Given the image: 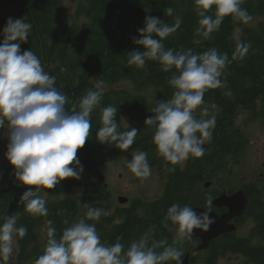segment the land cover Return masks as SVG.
<instances>
[{
  "label": "clouds",
  "instance_id": "9594fccd",
  "mask_svg": "<svg viewBox=\"0 0 264 264\" xmlns=\"http://www.w3.org/2000/svg\"><path fill=\"white\" fill-rule=\"evenodd\" d=\"M194 4L200 17L196 34L204 38L218 31L226 16L243 24L252 20L242 0H194ZM213 7L214 17L207 14ZM168 14H172L171 8ZM181 23L180 17L172 25L158 17H145V26L137 30L141 38L133 37V43L144 51L127 53L129 65L144 68L147 60H153L161 64L164 72L176 70L168 81L174 89L171 98L156 101L151 109L154 115L144 121L153 130L151 142L158 155L173 166L169 172L190 156L199 158L205 154L204 144L212 138L216 115L210 114L207 107L200 110V118L194 112L204 104L207 90L227 87L221 77L229 63L228 55L215 48L202 53L192 49L165 50L162 41ZM31 28L23 18L9 17L0 33V129L6 130L9 142L5 158L14 168L15 179L22 185L34 186V190L30 187L23 193L20 204L27 213L46 217L48 193L41 195L42 189H53L65 178L81 177L83 166L76 153L90 135L91 114L100 105L104 89L101 85L87 89L69 111L68 97L56 87V77L44 70L33 51L21 52L20 45L27 41ZM250 47L251 43L238 40L232 60L243 59ZM225 95H231V91ZM117 112L118 108L111 105L100 109L101 126L96 139L126 151L134 144L138 130H121L115 120ZM147 155L144 150L134 151L130 160L123 158L124 164L134 176L148 178L152 170ZM212 201L209 197L208 204L212 205ZM205 209L197 213L191 206L173 203L164 217L165 226L169 221L176 226L172 244L167 238L155 239L153 226L126 247L119 237L113 244L101 241L95 223L89 221H99L107 213L87 206L84 216L64 228L59 238L53 222L45 220L46 244L33 264H183V252L175 244L191 239L194 229L209 231L215 221L210 218V209ZM17 222L16 214L0 216V264H8L17 237L22 239L27 234V227Z\"/></svg>",
  "mask_w": 264,
  "mask_h": 264
},
{
  "label": "trees",
  "instance_id": "16d2710c",
  "mask_svg": "<svg viewBox=\"0 0 264 264\" xmlns=\"http://www.w3.org/2000/svg\"><path fill=\"white\" fill-rule=\"evenodd\" d=\"M83 1L90 21L78 24L69 22L64 0H14L25 14L24 20L32 25L27 41L20 45L21 52L33 51L40 59L44 70L56 77V87L68 97L66 108L69 111L87 89L96 86L95 81L115 83L124 78L136 80L139 76H144L159 87L156 101L171 98L174 89L168 81L175 69L164 72L161 64L153 60H147L144 68L127 63V53L133 50L144 51L142 46L133 43V37L141 38L137 30L145 26L144 21L147 16L158 17L169 25L174 24L176 17L181 18L180 28L162 41L165 50L172 49L175 52L192 49L194 53H202L215 48L220 54L228 55L229 63L221 77L226 81L227 87L207 90L202 104L206 106L208 102L212 103L210 114L216 115L212 143L204 144L205 154L202 157L190 156L184 170L176 165L175 171L169 172L168 168L173 166L163 159L168 180L175 191L186 195L185 198L192 206H208V196L213 198L219 193H211L208 190L210 194L207 195L202 183L204 185L208 182L212 183L214 177L225 170V156L234 154L239 157L248 141L236 124L239 108L249 110L251 119L264 116V108L258 109V98L264 96V22L260 25L259 32L253 29L245 30L247 35L239 41L251 43V47L243 59L233 61L232 54L237 43L233 40V33L237 20L231 15L224 17L218 31L213 32L209 38H204L196 34L200 19L196 6L186 4V0ZM242 7L246 8L251 16L254 14L264 16V0H242ZM169 8L172 9L171 15L168 14ZM207 14L214 17V7ZM0 33H2L1 29ZM1 37L2 35L0 41ZM73 42L76 47L72 49ZM244 81L249 84L245 85ZM229 90L231 95H225ZM109 105L118 108L115 120L121 130H128L121 125L122 113L132 117L130 128L134 127L138 130L134 144L126 151H121L114 145L101 144L96 139V131L101 126L100 109ZM151 109L144 96L132 95L125 89L104 91L100 105L91 114L90 135L84 146L76 153V158L83 169L93 171L92 178L88 183H82L81 177L80 179L65 178L53 189H42L49 194L46 204L49 211L46 217L33 216L24 210L20 198L30 187L34 190V186L20 184L15 179L13 166L9 163L5 184L0 192V216L17 212L18 226L27 227L26 236L19 238L22 247L18 256L19 264H27L40 252L38 228L45 220L53 222L52 226L56 228L59 238L64 228L81 218L77 200L72 196L74 188L82 187L84 195L92 197L93 201L96 200L95 207L105 208L103 203L110 200L105 185L106 162L115 159L120 153L133 151L137 146L146 152L156 150V146L151 142L153 130L144 123L146 118L154 115ZM194 115L200 118L199 109L195 110ZM2 143L0 136V157ZM175 195L168 189L151 202L149 206L151 212L143 226L139 221L119 225L110 239V219L104 218V222L97 227V230L105 232L103 239L105 244H113L119 237L120 242L127 247L130 241L126 240L128 234L138 233L139 230L145 233L154 226V238H167L172 244L173 240L169 233L172 224L169 221L165 226L164 217L170 205L173 203L181 205V199ZM252 195H257L256 191L252 192ZM102 201L104 202L101 203ZM257 201L261 205L257 212L258 230L260 231L261 228L264 232V203L261 199ZM252 211L256 210L252 209ZM197 241L199 240L195 239L188 241L189 244L179 243L175 246L180 247L185 256V252L198 244ZM215 241L213 243L221 242L219 239ZM226 243L224 246L216 244L205 264H215L216 254L220 252H242L255 264H264V246L253 247L249 239L244 237H233ZM34 245L35 248L29 250ZM199 254H193L192 260L194 261Z\"/></svg>",
  "mask_w": 264,
  "mask_h": 264
},
{
  "label": "rangeland",
  "instance_id": "374dc122",
  "mask_svg": "<svg viewBox=\"0 0 264 264\" xmlns=\"http://www.w3.org/2000/svg\"><path fill=\"white\" fill-rule=\"evenodd\" d=\"M185 1V0H184ZM186 4L195 5L194 0H186ZM64 7L67 13V17L70 23L84 24L90 21V18L85 12V3L83 0H64ZM0 16L1 23L0 29L3 31V28L6 25V21L9 17L13 19L23 18L25 19V14L22 10L15 4L14 0H0ZM264 22V16L259 14H254L252 20L248 24H243L238 20L235 23L233 40H240L242 37L246 36V29H253L257 32L260 30V25ZM3 36L1 37V41ZM19 42V41H16ZM74 42L71 44V48H75ZM96 85H101L104 91L108 90H127L132 95H141L144 96L150 105L153 108L156 104V93L159 90L157 84L150 82L144 76H139V78L121 79L119 82L107 83L95 81ZM245 85L249 83L244 81ZM264 103L258 100V107ZM207 107L209 112L212 109L213 104L208 102L206 106L201 105L198 109L199 111ZM121 125L129 129L133 121L130 115L122 113ZM251 113L249 110L242 107L239 108V112L236 116V124L241 128L242 133L247 138V143L242 151L241 155L230 154L226 155L224 158L225 161V170L220 171L217 176L214 177L212 181L214 187H210L209 190L211 193L219 192V189L222 187L233 189L234 187L239 188L244 184L255 186V191L257 195L254 202V209L256 210L258 205L259 208L256 210V214L253 213L249 216H246L240 224H238V230L235 232L236 236L244 237L249 239L253 247L255 246H264V232L262 229H259L258 226V217L257 212L260 210V202L257 199H261L264 203V116L263 118H254L251 119ZM138 123V122H137ZM5 129H0V136L2 137L3 143L1 147V157H0V192L5 184L6 179V169L9 165L8 160L5 158V152L7 151L8 139L5 135ZM213 137L210 140L205 142L206 145L211 144ZM142 150L137 146L133 151L128 153H120L115 159L106 162V188L110 195V200L105 203V212L107 215H110L111 211L123 210L121 206L122 203L118 201L119 196H128L131 199L136 198L135 200L141 199L142 205L137 209L140 215H148L149 207L146 206L147 201H152L158 198L166 190L170 189L171 192L176 194L175 196L181 199L182 206H191L192 204L183 197L182 194H179L175 191L172 184L168 180V175L165 169V163L163 157L159 156L157 149L154 151L147 152V159L150 164L152 174L148 178H139L134 176L129 169L126 168L124 164V159H131V154L134 151ZM188 160V159H187ZM187 160L179 165L181 170H184V167L187 163ZM101 165V161L98 162ZM93 171L83 169L81 174L82 183H88V180L92 178ZM202 188L204 189V183H202ZM46 192L41 191V195ZM48 193V192H47ZM184 194V193H183ZM208 194H210L208 192ZM72 196L77 200V206L80 217H83L87 211V206L95 207L96 200L93 201V198L84 195L82 187H76L73 189ZM186 196V195H185ZM49 197V194L45 197L46 201ZM87 203V206H86ZM252 208V207H251ZM103 209V208H102ZM17 215V212L14 213ZM107 215H102L99 221H89V223H95L96 228L104 222V218ZM256 217V218H255ZM45 228V223L38 228L39 235V247L40 252L36 255L34 259H31L27 264H33L34 260L41 255V252L44 249L46 243V232L43 231ZM99 233V232H98ZM171 233L173 240H176V226L171 227ZM199 239V238H196ZM187 241L186 239L179 240L176 243H183ZM201 243V239L198 242V245ZM197 245V246H198ZM36 245L31 246L29 250H33ZM20 239L17 237L16 245L14 248V254L8 261V264H19L20 259L18 258L21 252ZM217 261L215 264H254L251 262L250 258L245 254H233V253H217ZM209 256V252H200L192 264H205L206 258Z\"/></svg>",
  "mask_w": 264,
  "mask_h": 264
},
{
  "label": "flooded vegetation",
  "instance_id": "af4514ba",
  "mask_svg": "<svg viewBox=\"0 0 264 264\" xmlns=\"http://www.w3.org/2000/svg\"><path fill=\"white\" fill-rule=\"evenodd\" d=\"M258 100L260 101V102H263L264 101V96H261V97H259L258 98ZM262 108H264V103L262 104V105H260L259 107H258V109H262ZM166 172H167V170H166ZM168 173V172H167ZM213 184H215L214 183V181H212V183H210V186H206V184L204 185L205 186V188H204V192L207 194V195H209L208 194V190H210L212 187H214L213 186ZM211 187V188H210ZM238 190H243L245 193H246V196H247V203H246V207H245V209L243 210V212L239 215V216H235L234 218H232L231 220H229V222H230V224H235L236 226H237V229L235 230V231H230V232H226L225 234H223V235H221V236H219V237H217V238H215L214 240H212L211 241V243H210V245H209V247L207 248V249H204V250H201V251H198V252H193V250H194V248L198 245H193L192 246V248L191 249H189L187 252H185L186 254H185V256L187 255V253H191V255L193 256V254H196V253H200V252H209V256L206 258V260L208 261L209 260V257H210V252L214 249V247H215V245L216 244H219V246H224L225 244H227L226 242H227V240L228 239H231V238H236V237H238V236H236V234H235V232L238 230V224H240L241 223V221H243L244 220V218L246 217V216H249V215H251V214H253V213H255L256 211H252V209H254V202H255V200H256V197L255 196H253L252 195V192H255V186H253V187H251V185H248V184H244L243 186H241V187H239V188H237L236 189V187H234L233 189H228V188H225V187H222V188H220L219 189V194L218 195H216V197H218V196H220V195H222L224 192H226L228 195H232V194H234L235 192H237ZM121 196H119L118 197V201L120 202V203H122V205L123 206H121L122 207V209L123 210H121V211H117V210H113V211H111V209H110V215H107V217L106 218H109L110 219V239H111V236H112V234L114 233V231L116 230V228H118V226L119 225H123V224H127V223H129V222H131V223H133V222H138L139 221V223H140V225L141 226H143L144 224H145V221L147 220L146 218L149 216V214H150V208H149V213H148V215H140L139 213H138V211H137V209L138 208H140L142 205H140V203H141V199H139V200H135L136 198H134V199H131V198H129L128 196H125L124 195V197H127L128 198V200H127V202H121L120 200H119V198H120ZM183 197H185L184 195H183ZM210 196H208V198H209ZM216 197H213V199L214 198H216ZM159 198V197H158ZM158 198H156V199H158ZM156 199H154V200H152V201H147L149 204H146V206H150V203L151 202H153V201H155ZM104 201H102L101 203H103ZM103 204H105V203H103ZM141 204H143V203H141ZM144 205V204H143ZM98 207V206H97ZM192 207H194V206H192ZM207 208H209V209H212V210H216V212L219 214V215H224V214H226V213H229V211H230V208H229V206H222V207H217V206H215V205H213V203H212V205H208V206H206ZM252 207V208H251ZM259 208V205H258V207H257V209ZM103 209H105V208H103ZM256 209V210H257ZM105 210H109V209H105ZM127 210V211H126ZM256 214V213H255ZM133 217H135V218H133ZM137 218V220H135ZM256 218V217H255ZM131 220V221H130ZM106 221V220H105ZM174 225H170V227H169V233L171 234V237H172V233H171V227H173ZM98 231V230H97ZM99 232V235H100V238H101V241L103 242V243H105L104 242V236H105V232L104 231H98ZM144 234V232H142V231H138V233L137 232H132L131 233V235L130 234H128L127 235V239L126 240H130L129 241V244H130V242H132L133 240H136V239H138L140 236H142ZM196 239V238H195ZM195 239H191V240H189V239H186L187 241H184L185 242V244L187 243V244H189V242L188 241H192V240H195ZM217 239H219L221 242H219V243H213V241H215V240H217ZM172 240H173V237H172ZM197 240H200V239H197ZM173 242H174V240H173ZM199 241H197V243H198ZM216 242V241H215ZM176 244H179V243H176ZM195 244V243H194ZM251 244V243H250ZM252 245V244H251ZM229 253H233V254H243L242 252H229ZM185 256H183V257H181V258H184ZM206 260H205V263H206ZM252 262V261H251ZM172 263H175V262H172ZM172 263H169V264H172ZM193 263V260H192V258H191V264ZM254 263V262H253ZM255 264V263H254Z\"/></svg>",
  "mask_w": 264,
  "mask_h": 264
},
{
  "label": "water",
  "instance_id": "95a60500",
  "mask_svg": "<svg viewBox=\"0 0 264 264\" xmlns=\"http://www.w3.org/2000/svg\"><path fill=\"white\" fill-rule=\"evenodd\" d=\"M1 23V16H0ZM206 186H210V182L206 183ZM121 202H127L128 198L121 196L119 198ZM247 196L243 190H238L232 195H228L224 192L222 195L213 199V205L217 207L229 206L230 211L224 215H219L216 210L210 209V218L214 219V223L210 226L208 232H201L199 229L193 230V237L191 239L199 238L201 239V243L196 246L193 252H198L204 249H207L212 240L215 238L225 234L226 232L235 231L237 226L235 224H230L229 220L234 218L235 216H239L246 207ZM205 205H197L193 207V210L197 213L205 211ZM189 239V240H191ZM191 253H187V255L182 258L183 264H191ZM175 264V263H172Z\"/></svg>",
  "mask_w": 264,
  "mask_h": 264
}]
</instances>
